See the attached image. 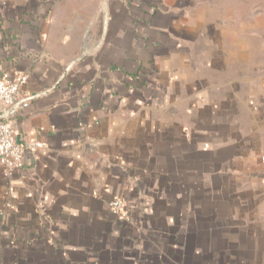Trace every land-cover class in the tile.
Wrapping results in <instances>:
<instances>
[{
    "label": "crops",
    "instance_id": "crops-1",
    "mask_svg": "<svg viewBox=\"0 0 264 264\" xmlns=\"http://www.w3.org/2000/svg\"><path fill=\"white\" fill-rule=\"evenodd\" d=\"M18 74L0 264H264V0H0Z\"/></svg>",
    "mask_w": 264,
    "mask_h": 264
},
{
    "label": "built area",
    "instance_id": "built-area-1",
    "mask_svg": "<svg viewBox=\"0 0 264 264\" xmlns=\"http://www.w3.org/2000/svg\"><path fill=\"white\" fill-rule=\"evenodd\" d=\"M26 79L24 74L14 75L11 79H0V160L4 166L6 176H10L13 171L23 168L24 154L27 150L44 147L42 144H19L15 139L14 130L6 123L12 111L27 106V102L21 100L23 98L21 89ZM260 165L261 170L264 172V155L260 156ZM108 208L113 216L124 220L127 218L120 200H110Z\"/></svg>",
    "mask_w": 264,
    "mask_h": 264
},
{
    "label": "water",
    "instance_id": "water-1",
    "mask_svg": "<svg viewBox=\"0 0 264 264\" xmlns=\"http://www.w3.org/2000/svg\"><path fill=\"white\" fill-rule=\"evenodd\" d=\"M105 8V3H103V9Z\"/></svg>",
    "mask_w": 264,
    "mask_h": 264
}]
</instances>
